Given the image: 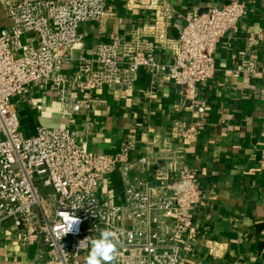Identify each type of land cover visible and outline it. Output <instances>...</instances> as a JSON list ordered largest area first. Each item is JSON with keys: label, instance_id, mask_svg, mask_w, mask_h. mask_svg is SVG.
Segmentation results:
<instances>
[{"label": "built area", "instance_id": "1", "mask_svg": "<svg viewBox=\"0 0 264 264\" xmlns=\"http://www.w3.org/2000/svg\"><path fill=\"white\" fill-rule=\"evenodd\" d=\"M109 1L0 0L10 21L0 29V231L9 228V240L35 248L23 264H85L90 240L105 228L120 240L113 264H186L199 233L193 213L201 203L197 173L185 164L197 121L173 124L171 133L182 144L174 152L155 150L132 160V137L125 136L114 153L90 152L66 120L87 109L104 86L130 88L141 68L158 85L179 86L189 114L203 113L199 88L213 77L216 44L236 27L244 1L188 13L170 39L175 10L166 0H138L137 6L154 13V21L131 31L128 41L111 33L92 48L91 57L79 59L71 78L62 69V62L71 61L64 53L81 42L80 24L104 22ZM159 49L171 50L175 62L161 64ZM29 85L54 93L61 120L38 125L33 135L23 132L11 107L12 97ZM115 168L123 193L117 203H105L98 181Z\"/></svg>", "mask_w": 264, "mask_h": 264}, {"label": "crops", "instance_id": "2", "mask_svg": "<svg viewBox=\"0 0 264 264\" xmlns=\"http://www.w3.org/2000/svg\"><path fill=\"white\" fill-rule=\"evenodd\" d=\"M138 0H110L105 20L80 24L81 42L65 52L63 72L75 78L81 57L118 32L125 41L130 32L154 21V13L137 6ZM175 10L167 36L177 37L190 12L229 0H166ZM245 11L236 27L216 44L214 75L199 88L205 110L189 114L181 88L158 85L145 69L135 74L130 88L104 86L94 92L87 109L66 120L76 140L90 152L114 153L125 136L134 148L129 159L155 150L174 152L180 144L171 133L176 121L198 122L196 140L185 148V164L196 170L200 201L193 207L198 236L186 264H264V0H243ZM10 24L0 8V29ZM33 37V36H32ZM63 55V54H62ZM158 61L169 65L175 56L157 50ZM23 132L32 124L60 123L54 93L43 85L25 86L11 100ZM150 179V174H142ZM123 193L118 168L98 181V196L117 203ZM11 229L0 231V264H23L34 247L21 248Z\"/></svg>", "mask_w": 264, "mask_h": 264}, {"label": "clouds", "instance_id": "3", "mask_svg": "<svg viewBox=\"0 0 264 264\" xmlns=\"http://www.w3.org/2000/svg\"><path fill=\"white\" fill-rule=\"evenodd\" d=\"M11 160V156H9ZM73 224L69 225V230ZM88 239V238H87ZM91 248L85 260V264H113L118 255L120 240L117 233L110 229L99 230L98 238L91 239Z\"/></svg>", "mask_w": 264, "mask_h": 264}, {"label": "water", "instance_id": "4", "mask_svg": "<svg viewBox=\"0 0 264 264\" xmlns=\"http://www.w3.org/2000/svg\"><path fill=\"white\" fill-rule=\"evenodd\" d=\"M38 125L37 124H32V125H29L28 128L29 129H32L30 132L26 133V135H33L35 134V128L37 127Z\"/></svg>", "mask_w": 264, "mask_h": 264}]
</instances>
